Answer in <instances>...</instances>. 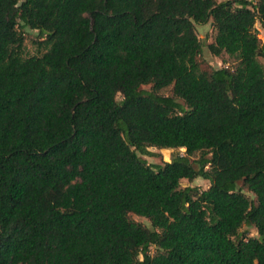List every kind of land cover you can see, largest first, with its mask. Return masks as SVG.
Returning <instances> with one entry per match:
<instances>
[{
    "label": "trees",
    "instance_id": "16d2710c",
    "mask_svg": "<svg viewBox=\"0 0 264 264\" xmlns=\"http://www.w3.org/2000/svg\"><path fill=\"white\" fill-rule=\"evenodd\" d=\"M257 22L264 0H0V264H264Z\"/></svg>",
    "mask_w": 264,
    "mask_h": 264
},
{
    "label": "rangeland",
    "instance_id": "374dc122",
    "mask_svg": "<svg viewBox=\"0 0 264 264\" xmlns=\"http://www.w3.org/2000/svg\"><path fill=\"white\" fill-rule=\"evenodd\" d=\"M223 1V0H219ZM256 28L259 33V38H261L262 42H264V26L260 23H256ZM196 31L197 34L202 42L203 45V52L199 56L200 64L203 69L211 70L212 68H219L223 66L230 65L232 61L229 59V62H226L225 60L228 59L227 56H214L210 50L208 45L214 40L216 30L212 24V21H209L205 24H197L196 25ZM25 35H26V41H25V52L27 55H34L39 53V47L37 44V40L39 39V32L38 30L31 29L29 27L25 28ZM261 61L264 63V57H261ZM146 90H151V85H145L143 86ZM171 87H167L164 89H161L159 93L162 95H170L171 94ZM121 95L118 96V99H121ZM182 102V101H181ZM151 152H153V155H143L144 158L148 160L150 164H164V162L171 161L174 154L181 152L184 153L185 149H177V148H158V147H151ZM199 158V154H195L191 157V159L196 160ZM199 186L201 189L208 188L210 185V181L206 180L202 177H197L193 180L189 179H182L181 181V187L185 186ZM244 192L250 196L251 198H254V194L247 189L244 190ZM131 218L134 219L137 222L143 223L144 225L152 228L151 222L145 218L138 216L136 214H131ZM242 232H245L247 236H258V230L255 227H247L244 226L241 229ZM152 253L156 252V248L152 247L151 249Z\"/></svg>",
    "mask_w": 264,
    "mask_h": 264
}]
</instances>
